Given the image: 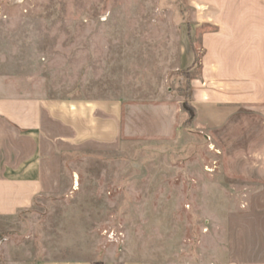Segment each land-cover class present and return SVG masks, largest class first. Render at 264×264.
<instances>
[{
  "label": "rangeland",
  "instance_id": "1",
  "mask_svg": "<svg viewBox=\"0 0 264 264\" xmlns=\"http://www.w3.org/2000/svg\"><path fill=\"white\" fill-rule=\"evenodd\" d=\"M192 20L186 0H0V94L119 102L121 129L110 151L64 155L61 192L0 221V243L32 260L223 259L228 214L264 182V117L198 122L208 29Z\"/></svg>",
  "mask_w": 264,
  "mask_h": 264
},
{
  "label": "crops",
  "instance_id": "2",
  "mask_svg": "<svg viewBox=\"0 0 264 264\" xmlns=\"http://www.w3.org/2000/svg\"><path fill=\"white\" fill-rule=\"evenodd\" d=\"M186 5L193 15L190 25L208 29L200 35V75L193 80L198 122L219 128L255 108L264 117V0H186ZM120 137L119 102L0 94V221L61 192L64 155L110 151ZM26 250L0 243V264H90L32 260ZM101 263L141 264L124 257ZM217 264H264V182L246 208L228 214L225 253Z\"/></svg>",
  "mask_w": 264,
  "mask_h": 264
}]
</instances>
